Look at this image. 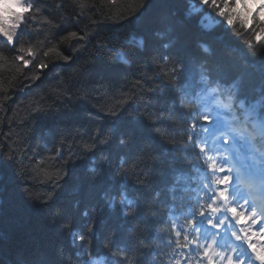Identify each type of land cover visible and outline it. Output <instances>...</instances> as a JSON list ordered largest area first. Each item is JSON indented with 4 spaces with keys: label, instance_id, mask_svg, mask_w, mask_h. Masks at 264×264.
<instances>
[{
    "label": "trees",
    "instance_id": "obj_1",
    "mask_svg": "<svg viewBox=\"0 0 264 264\" xmlns=\"http://www.w3.org/2000/svg\"><path fill=\"white\" fill-rule=\"evenodd\" d=\"M254 1L0 0V264H150L202 97L264 121Z\"/></svg>",
    "mask_w": 264,
    "mask_h": 264
},
{
    "label": "snow or ice",
    "instance_id": "obj_2",
    "mask_svg": "<svg viewBox=\"0 0 264 264\" xmlns=\"http://www.w3.org/2000/svg\"><path fill=\"white\" fill-rule=\"evenodd\" d=\"M202 99L203 124L208 125L216 114L208 97ZM189 125L183 148L191 162L169 185L172 195L158 221L161 247L150 253V264H159L161 257L164 264H264V177L245 176L246 161L235 139H222L223 133L199 125L195 116ZM54 174L43 173L45 179Z\"/></svg>",
    "mask_w": 264,
    "mask_h": 264
},
{
    "label": "rangeland",
    "instance_id": "obj_3",
    "mask_svg": "<svg viewBox=\"0 0 264 264\" xmlns=\"http://www.w3.org/2000/svg\"><path fill=\"white\" fill-rule=\"evenodd\" d=\"M28 2L29 1H27V0H6V3L8 4V6L15 11H20V10L26 8ZM250 2L252 4V1H250ZM212 25H213V22L211 20H209L208 18H205L202 21V26L204 28H210ZM250 125H251V128L254 131V133L261 135V131L263 129V124L260 125L259 123L257 124V122L252 121L250 123ZM243 158L247 163V160H246L247 157L245 155H243ZM247 166H250V164L249 163H248V165L246 164V167ZM92 264H100V262L97 260V261L93 262Z\"/></svg>",
    "mask_w": 264,
    "mask_h": 264
},
{
    "label": "clouds",
    "instance_id": "obj_4",
    "mask_svg": "<svg viewBox=\"0 0 264 264\" xmlns=\"http://www.w3.org/2000/svg\"><path fill=\"white\" fill-rule=\"evenodd\" d=\"M52 195H54V193H49V199L51 198Z\"/></svg>",
    "mask_w": 264,
    "mask_h": 264
}]
</instances>
